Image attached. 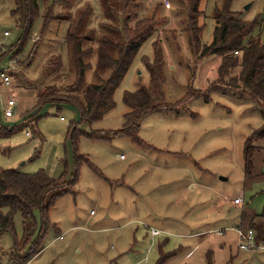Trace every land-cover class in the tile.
Instances as JSON below:
<instances>
[{"label":"rangeland","instance_id":"rangeland-1","mask_svg":"<svg viewBox=\"0 0 264 264\" xmlns=\"http://www.w3.org/2000/svg\"><path fill=\"white\" fill-rule=\"evenodd\" d=\"M134 1L141 7L133 6L131 12L141 18L153 16L157 29L117 88L116 106L102 119L80 124L88 131L123 127L124 115L131 110L123 95L150 85L144 57L153 58L157 39L164 47L166 76L159 99L176 102L189 87H207L217 77L220 57L199 59L194 53L186 31V0ZM226 1L201 0L203 43L212 41L215 8ZM229 4L239 19L260 18L253 35L264 41V0H229ZM38 5L39 14L18 52L22 13H14L15 0H0V52L18 46L0 61V69L5 65L11 76L10 87L0 84V122L16 126L0 131V168L44 169L59 178L66 170L65 158L69 170L74 168L77 151L98 169L87 163L80 166L74 191L59 196L48 211L56 226L48 230L43 250L25 264H157L161 253L168 256L162 264H264V250L241 249L233 230L249 227L253 218L256 233L264 227V154H254L253 172L246 174L243 153L248 137L264 126V106L251 96L214 89L208 101L188 99L178 113L144 116L138 136L146 144L122 135L109 139L79 135L74 146L68 129L80 120L79 111L72 105L58 109L53 103L38 109V95L46 86L66 89L77 82L78 47L86 50L79 56L87 68L83 85L73 89L74 94L109 77L110 69L99 65V52L106 38L126 39L119 28L125 0H38ZM50 7L52 18L44 26ZM69 33L87 39L76 46ZM11 96L17 105L8 118L3 102ZM251 138L252 145L264 143V138ZM122 182L128 186L121 187ZM216 193L217 216L210 211ZM237 196L243 198L242 204L234 203ZM199 213L201 226L195 223ZM36 216L40 220L39 213ZM207 216L212 218L206 227ZM132 218L140 220L129 222ZM14 225L15 233L0 235V264H21L10 256L15 237H22L20 213ZM151 228L161 235L152 236ZM188 233L193 238L180 236Z\"/></svg>","mask_w":264,"mask_h":264},{"label":"trees","instance_id":"trees-1","mask_svg":"<svg viewBox=\"0 0 264 264\" xmlns=\"http://www.w3.org/2000/svg\"><path fill=\"white\" fill-rule=\"evenodd\" d=\"M15 2L17 8L14 13L19 11L23 16L21 19L23 34L17 42L20 46L19 48L11 46L9 50H2L0 61L9 52H14V47L18 48V52L22 49V44L28 39L35 18L40 11L38 0H15ZM200 4L201 0H186V31L190 33L192 48L199 59L213 55L220 57L217 77L207 87L200 89L189 87L188 92L176 102L159 99L162 95V86L166 83V76L164 47L161 39H157L153 42V58L144 57V64L150 75V85L142 86L132 92L126 91L123 95L124 103L131 108L124 115L123 127L105 132L103 130L88 131L79 127L82 123L91 124L102 119L116 106L117 88L121 85L143 43L157 29L156 19L153 16L141 18L139 13L131 12L133 6L141 7V3L125 0L119 28L125 34L126 39L116 41L106 38L99 52V65L110 69L109 77L101 78L100 82L90 84L82 94H74L72 90L83 85L84 72L87 68L79 56V53L82 54L86 50L82 51L78 47L76 50L78 55L77 82L66 89L56 84L46 86L38 95L37 108L42 109L48 103L56 104L58 109L64 105L74 106L79 111L80 120L71 123L68 137L76 146L79 135L101 139L122 135L144 143L138 136L140 121L144 116L157 112L178 113L188 99L202 97L208 101L209 92L214 89L233 92L240 96H251L260 106H264V41L260 35H253L260 24V18L256 17L252 20L237 18L236 12L231 10L229 0H227L221 8H215L212 41L203 43L200 33L204 25L199 21L202 13ZM52 8H48L44 26L52 18ZM69 36L71 40L73 38L76 40V46H80L81 41L87 39V36H78L77 33H69ZM37 117L35 116L36 119ZM15 127V125L9 126L0 122V131ZM251 137L255 141L263 139L264 126L256 129L245 142L243 153L246 174L253 172L254 154L257 151H264V147L252 145ZM63 161L66 170L59 178L52 177L44 169L25 172L17 168H0V235L4 232L15 233V216L20 213L22 217V237H15L10 255L11 260L25 264L43 250L42 243L48 230L56 226V223H52L49 219L50 207L59 196L74 191L73 186L78 180L81 165L87 163L92 169H98L87 157L78 154L77 151L72 170L68 168L67 158ZM37 213L40 215V220L37 219ZM252 226H255L254 219L249 227L241 225L245 229H253ZM256 235L258 242L264 241L261 226ZM167 257L161 253L157 264H162Z\"/></svg>","mask_w":264,"mask_h":264},{"label":"built area","instance_id":"built-area-1","mask_svg":"<svg viewBox=\"0 0 264 264\" xmlns=\"http://www.w3.org/2000/svg\"><path fill=\"white\" fill-rule=\"evenodd\" d=\"M5 35H8V32H5ZM0 82L7 87L11 86V76L7 72V68L0 70ZM17 102L14 98H9L4 108L5 117H13L16 112ZM124 157V156H122ZM235 203L241 204L243 202L242 197L235 198ZM233 230L236 231L239 238V247L243 250H264V242H258L256 232L253 229H245L243 227H236ZM220 235L224 233V231H218ZM152 234L157 236L160 234V231L157 229H152ZM211 234L208 233L207 237Z\"/></svg>","mask_w":264,"mask_h":264},{"label":"crops","instance_id":"crops-1","mask_svg":"<svg viewBox=\"0 0 264 264\" xmlns=\"http://www.w3.org/2000/svg\"><path fill=\"white\" fill-rule=\"evenodd\" d=\"M4 51V50H3ZM4 68H7L5 65H2L1 66V69H4ZM0 69V70H1ZM8 69V68H7ZM9 98H14L15 99V97H9ZM3 104H4V108H5V105H6V103H4L3 102ZM0 108H1V106H0ZM143 144H146L145 142L143 143ZM264 144V143H263ZM263 144H261L260 146L261 147H263ZM149 146H151V145H149ZM155 150H158V151H164L165 153H167V154H181V153H179V152H176L175 150H167V149H160V148H154ZM259 152H261V153H263L264 154V151H259ZM123 155H121V159H124V157H122ZM120 185H121V187H126V186H128L127 184H125L124 182H122V183H120ZM238 197V196H237ZM236 197V198H237ZM235 200V199H234ZM234 203H235V201H234ZM243 203V202H242ZM241 203V204H242ZM215 206L212 208V209H210V211L211 212H215L216 213V216L219 214V212H218V202H217V193L215 194ZM237 204V203H236ZM202 211V210H201ZM91 213H93V211H91ZM212 218V216H207L206 218H205V222H206V227L209 225V221L211 220V218ZM201 219H202V214L201 213H199V215H198V218H197V220H196V224H199L200 226L202 225V222H201ZM254 219V218H253ZM252 219V220H253ZM137 220H140V219H137V218H132L129 222H132V221H137ZM252 220L249 222V224L252 222ZM241 227V226H240ZM152 229H157V228H151V235L152 236H154V237H156L155 235H153L152 234ZM234 229V228H233ZM157 230H159V229H157ZM261 230H263V238H264V227H263V225H261ZM160 231V230H159ZM204 231H208V230H204ZM236 232V231H235ZM159 235H161V231H160V234ZM159 235H157V236H159ZM181 237H186V238H193L192 236H193V233H188V234H186V235H180ZM238 237V236H237ZM238 242H239V238H238ZM264 242V241H263Z\"/></svg>","mask_w":264,"mask_h":264}]
</instances>
